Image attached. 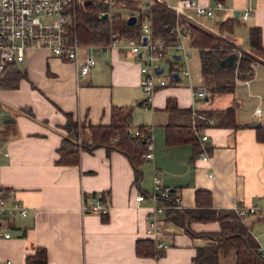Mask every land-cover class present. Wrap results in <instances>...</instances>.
I'll return each instance as SVG.
<instances>
[{"label": "crops", "instance_id": "obj_1", "mask_svg": "<svg viewBox=\"0 0 264 264\" xmlns=\"http://www.w3.org/2000/svg\"><path fill=\"white\" fill-rule=\"evenodd\" d=\"M159 1L170 7L180 2ZM198 1L212 5L218 0ZM222 2L225 8L217 9L213 17L197 15L192 7L176 13L217 35H225L220 24L229 18L248 29L259 26L264 45V0ZM247 7L253 9L243 18ZM228 9L238 11V15L223 20L230 14ZM119 11L127 18L133 14L127 8ZM214 18L215 25L208 23ZM177 30L178 39L180 34L184 42L188 38L185 43L190 46L191 60V50L197 48L190 44L185 29L179 25ZM242 48L251 46L248 42ZM177 55L180 53L170 48L163 59L169 68L166 70L163 63L160 67L168 72L179 65ZM141 65L140 54L115 49L98 53L90 72L79 75L73 62L53 56L46 48H33L17 64L24 73L18 84L0 85L1 182L9 203L19 200L28 209L26 215H7L11 237L0 240V264L8 259L14 264H27V255L34 254L38 247L46 248L47 264H193L199 248L218 244V239L210 235L221 229L218 220H194L189 224L190 233L162 215V237L168 247L154 256L137 253L139 239H153L147 227L156 202L152 180L155 168L163 184L176 190L182 208L197 206L198 190L209 191L216 209H235L238 204L256 206L257 213L243 217V222L264 250V141L257 137L258 129L264 127V58L253 62L251 78L237 80L234 92L218 95L211 102L205 99L204 103L192 95L191 67L189 77L182 75L170 81L148 102L141 85ZM186 79L190 81L188 86L183 84ZM197 79L199 84L204 83L201 68ZM169 98H174L180 108L193 110L234 105L237 126H224L214 116V122L201 129L200 134L209 136L206 141L198 137L196 142L167 143L166 124L181 119L178 113L166 109ZM114 106H133L134 127L152 128L153 158L140 165V178L125 153L105 146L81 149L75 165L57 163L58 148L69 136L63 127L67 113L86 124H109ZM258 107L262 109L260 114L256 113ZM23 108L30 109L33 116L21 111ZM145 110L150 113L147 119L141 117L140 111ZM5 117L13 121L4 122ZM257 122L260 125L255 127ZM203 150L209 152L210 159L201 157ZM96 193H104L111 205L106 216L82 209L83 198ZM140 193L146 196L142 201L136 199ZM216 264H237L236 250L219 248Z\"/></svg>", "mask_w": 264, "mask_h": 264}, {"label": "trees", "instance_id": "obj_2", "mask_svg": "<svg viewBox=\"0 0 264 264\" xmlns=\"http://www.w3.org/2000/svg\"><path fill=\"white\" fill-rule=\"evenodd\" d=\"M115 7L114 13L104 18L102 17V12L105 10L104 0L87 1L84 7L76 9V16L70 26V34L73 37L77 36L82 43L89 44L108 42L111 31L116 32L122 39L140 41L139 27L147 18L151 21L154 38L164 39L168 44H173L178 40L177 26L180 25V29H185L190 35V44L199 50L200 68L207 83L205 85L209 90L208 102L218 95L234 92L237 80L248 79L254 75L253 58L244 52L241 53L235 39L227 36L228 32L234 29L235 18L223 21L220 24V31L225 32V35H217L178 16L176 11L163 1L117 0ZM121 8L131 10L132 15L139 16V20L135 24H128L127 17L119 11ZM248 33L251 48L264 53L261 27L250 26ZM234 52L239 54L234 68L218 66L220 60ZM23 76L24 73L16 64H10L0 78V85L13 87ZM133 109V106H114L111 112V122L96 125L83 122L79 125V121L71 113H67V121L63 127L68 131L69 136L63 138L58 148L57 163L75 165L79 162L81 149L91 150L105 146L109 150L117 149L125 153L135 167L137 178H140L139 167L145 160H148L144 154L149 142L147 137H152V128L149 125H137L141 134L136 135L131 119ZM166 109L172 114L178 113L181 117L179 121L166 124L167 143L196 142L201 129L208 125V119L214 116H218L220 124L224 126H237L234 105L224 109H198V112L206 115L204 119L195 118L194 110L191 108H180L174 98L168 99ZM21 111L33 116L30 109L23 108ZM147 128L149 132L146 131ZM257 137L260 141H264V127L258 129ZM196 197L197 206L194 208L178 207V196L175 189H171L170 197L161 200L168 205L164 216L183 225L190 233L192 231L189 224L194 220H218L220 222L221 229L210 234L218 239V244L211 248H199L193 264H216L219 248L235 249L237 264H264L260 245L244 224L243 217L237 209L214 208L211 195L206 190H198ZM154 242L150 238L139 239L136 244L137 253L141 256L158 255L159 249L156 248ZM26 261L27 264H47L46 248L38 247L34 254L27 255Z\"/></svg>", "mask_w": 264, "mask_h": 264}, {"label": "built area", "instance_id": "obj_3", "mask_svg": "<svg viewBox=\"0 0 264 264\" xmlns=\"http://www.w3.org/2000/svg\"><path fill=\"white\" fill-rule=\"evenodd\" d=\"M87 1L91 0H0V76L4 74L8 65L22 63L33 48H46L52 55L73 62L79 75L90 72L96 61V55L100 52L116 49L133 54L141 53V85L148 102L159 88L176 78L175 73H178L179 77L191 75L189 66L190 46L183 41L181 34L173 44H168L164 39H155L148 19H145L140 26V41L122 39L113 31H111L110 39L106 43H82L77 36L73 37L70 34V26L76 16V9L84 7ZM105 2L108 3V7L103 12L108 11L109 16H111L116 8L117 0H104ZM171 7L177 13L184 7H192L197 15L213 17L217 9L225 8V4L220 0L212 5L201 4L198 0H180L179 3ZM252 9V7L245 8L242 17L247 18ZM145 37L146 39H144ZM172 47L180 53L179 65L170 68L168 72L164 69L160 73L157 72L156 68L161 66L160 61L168 56ZM208 94V87L204 83L192 86V95L198 101L201 100L204 103ZM261 111V107L256 109L258 114ZM193 113L195 118H206L205 114L197 110H194ZM208 121L213 123L214 118H209ZM133 131L136 135L141 134L137 127H134ZM146 131L149 132V128ZM208 137L206 133L199 134V139L202 142L206 141ZM147 139L149 142L144 155L150 160L153 158V142L152 137L149 138L148 136ZM200 155L204 160L210 159L209 152L205 150L201 151ZM152 180L153 196L156 202L150 213L152 218L147 227V234L154 239L157 249H164L168 247V243L162 237L164 221L161 216L164 215L168 205L161 200L170 197L171 188L163 184L157 168L154 169ZM145 198L144 193L136 196L139 201ZM177 200V206L181 207L179 197ZM110 207L107 196L103 193H96L90 198L84 197L82 201L84 211L97 213L101 216H106ZM235 209L239 211L242 217L255 214L258 211L254 205L238 204ZM18 213L26 215L28 209L19 200L8 202L7 190L2 184L0 176V240L11 237V231L6 225V222L9 221L7 215ZM259 249L264 257V250L261 247ZM6 264H14V262L8 259Z\"/></svg>", "mask_w": 264, "mask_h": 264}, {"label": "rangeland", "instance_id": "obj_4", "mask_svg": "<svg viewBox=\"0 0 264 264\" xmlns=\"http://www.w3.org/2000/svg\"><path fill=\"white\" fill-rule=\"evenodd\" d=\"M170 2H174L175 0H169ZM229 11V9H228ZM230 14H228L223 20H225L227 17H230V16H234L235 15V11L234 10H231L229 11ZM206 21H208L209 19H205ZM74 21V20H73ZM217 20L214 19H210L208 21V23L210 24H214L215 25V22ZM243 22H246V21H243ZM234 39L235 41L240 44L242 47H245L247 45V43L249 42V33H248V26L247 25H244V24H240V25H235V28L233 31L231 32H228ZM188 41V38H185V42ZM239 46V45H238ZM240 47L241 49V53L244 52L245 54H247L248 56H251L253 58V62L256 60L258 61H261V59L264 58V53L261 52V51H257L255 49H252V48H249V49H244ZM191 54H192V58L190 60V67L192 69V78L191 80H194V81H191V83L194 84H197L199 85L200 81L197 79V77L200 76V57H199V52L197 49L193 48L191 50ZM55 56V55H53ZM59 59H61L60 57L58 56H55ZM62 60V59H61ZM160 63L162 64L163 63V66L165 67V69L167 70L169 68V64H167L166 62H163V60L160 61ZM191 78V77H190ZM199 81V82H198ZM189 79H186L184 80V85L185 86H188L189 85ZM204 83L205 80H204ZM207 84V83H206ZM142 114H141V117L144 118V119H147L148 117H150V113H148V111H140ZM78 124L80 125L81 122H78ZM83 125V124H82ZM149 162V161H148Z\"/></svg>", "mask_w": 264, "mask_h": 264}, {"label": "water", "instance_id": "obj_5", "mask_svg": "<svg viewBox=\"0 0 264 264\" xmlns=\"http://www.w3.org/2000/svg\"><path fill=\"white\" fill-rule=\"evenodd\" d=\"M104 6H105V8H107V7H108V3L105 2V3H104ZM235 14L238 15V11H236ZM102 17H104V18L109 17V12H108V11L103 12V13H102ZM136 21H137V16H136V15H130V16H128V18H127V23H128V24H131V25H132V24H135ZM227 36H228V35H227ZM228 37H229V36H228ZM230 38H232V37H230ZM144 39H146V37H145ZM233 39H234V38H233ZM140 55H141V53H140ZM177 56L180 58V55H177ZM238 58H239V54H238L237 52H234V53L230 54L229 56H227L226 58L220 60V61L218 62V66H219V67H227V68H229V69H232V68L235 67ZM156 70H157V72L160 73V72L163 71V68L160 67V66H158V67L156 68ZM175 76H176V78H179V74H178V73H175ZM206 99H207V98H206ZM11 121H13V118H11V117H5V118H4V122H11ZM253 125L256 127V126H259L260 123L257 122V123H255V124H253Z\"/></svg>", "mask_w": 264, "mask_h": 264}]
</instances>
